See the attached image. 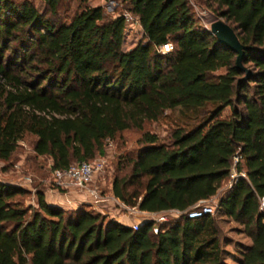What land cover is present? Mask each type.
Returning <instances> with one entry per match:
<instances>
[{"label": "trees", "instance_id": "16d2710c", "mask_svg": "<svg viewBox=\"0 0 264 264\" xmlns=\"http://www.w3.org/2000/svg\"><path fill=\"white\" fill-rule=\"evenodd\" d=\"M66 1L42 0L39 11L0 0V162L29 137L33 159L63 169L136 130L140 146L127 173L113 177V198L179 214L156 233L146 220L133 230L85 204H47L39 188L23 204L26 188L0 181V264H225L214 219L185 213L229 179L233 157L236 176L214 211L249 240L231 260L264 264V0H201L249 48L246 80L234 54L195 23L188 0H119L125 9L109 18L77 0L65 19ZM124 12L141 32L127 50ZM166 42L171 51L159 53ZM176 108L184 125L163 138L142 130Z\"/></svg>", "mask_w": 264, "mask_h": 264}, {"label": "rangeland", "instance_id": "374dc122", "mask_svg": "<svg viewBox=\"0 0 264 264\" xmlns=\"http://www.w3.org/2000/svg\"><path fill=\"white\" fill-rule=\"evenodd\" d=\"M37 10L41 11L44 8L42 0H28ZM192 16L195 23L199 26L208 29L209 23L215 19V15L212 14L202 3L201 0H188ZM77 0H67L62 3L58 12L62 18H68L70 14L77 7ZM86 5L89 7L99 6L102 9L105 17H114L125 9V6L119 0H87ZM141 32L136 24L127 26L123 41L121 45L122 50H127L140 39ZM229 115L228 108H224L220 113L221 118H226ZM186 122V119L180 115L178 109L165 110L161 117L155 122H148L143 125L142 130L156 134L158 137L163 138L166 134L176 126H182ZM140 135L139 131L127 130L118 134L113 141L108 142L104 146V153L102 156H95L89 162L98 166L97 172L92 177L91 185L95 188L105 201H108V207L101 208L98 213L104 216L106 219L111 216L108 212L109 209L116 210L115 215H127L131 207L123 205L115 198H111V182L113 177L126 174L129 170L128 160L134 157L136 149L140 146L137 142ZM21 170H44L43 173L33 171L27 173ZM49 161L45 157H38L33 159L30 152V138L23 137L17 144V147L6 163L0 162V181L13 183L18 178L28 176L31 180L29 184L22 185L26 188L27 193L17 197L23 204L33 200L34 189H42L43 191H50L55 194H63L64 209H74L79 204H85L86 200L91 202L90 198H86L83 193L78 190H66L55 187L50 181ZM18 183V182H17ZM229 186V179L223 180L219 183L216 193L205 201L206 204L213 207V212L209 214L216 223L219 236L221 239L220 247L224 255L225 264H235L231 259L236 255V251L241 249V246L247 245L249 240L240 232V227L232 222L230 219L222 216L219 212L214 211L217 203V199ZM106 197V198H105ZM80 198V199H79ZM119 202L116 203V202ZM65 202L67 204H65ZM100 204V203H99ZM103 204V203H101ZM90 208L100 209L98 204L90 203L85 204ZM97 212V211H96ZM132 216H139L136 218L133 224H138L145 219L152 221L156 226L162 222H169L176 215L172 212H163L157 214H151L149 216H140L134 213H130ZM163 216L164 221H159L158 217Z\"/></svg>", "mask_w": 264, "mask_h": 264}, {"label": "built area", "instance_id": "2783aa9c", "mask_svg": "<svg viewBox=\"0 0 264 264\" xmlns=\"http://www.w3.org/2000/svg\"><path fill=\"white\" fill-rule=\"evenodd\" d=\"M125 23L127 26H130L131 24H136L135 19L128 13L124 12L122 14ZM169 44V42L164 43L161 45L157 51L161 54L169 53V51L164 50V45ZM33 155V153H31ZM237 157L232 158V167L229 175V184L233 180V178L236 176L233 166L235 162L237 161ZM98 166H96L94 163L91 162H85V161H79V162H73L69 164L66 168L63 169H49L48 173L50 175V181L51 183L60 189H66V190H78L85 194L88 198L91 199V203L99 204L105 201L102 196L99 195L98 192H96L95 188L91 185L92 183V177L97 172ZM240 176H243V174H240ZM31 182L30 178L28 176H24L20 179L19 183H16L17 185H25L29 184ZM111 197V196H110ZM106 198V197H105ZM113 199V196L111 197ZM129 213L134 214H140L141 216H149L153 213H145L140 212L136 208L131 207L129 210ZM172 212L176 216L179 214L176 211H167ZM213 212V207L206 204L205 201L198 202L194 207L189 209L185 215L186 218L194 219L201 217L206 214H211ZM146 221H149L148 219H145ZM159 221H164L163 216L158 217ZM136 224H132L131 228L133 230L137 227ZM157 226L153 223L151 226V232L156 233Z\"/></svg>", "mask_w": 264, "mask_h": 264}, {"label": "water", "instance_id": "95a60500", "mask_svg": "<svg viewBox=\"0 0 264 264\" xmlns=\"http://www.w3.org/2000/svg\"><path fill=\"white\" fill-rule=\"evenodd\" d=\"M208 32L214 37L216 42L234 54V65L237 71L243 74L242 80H246L249 71L241 64L243 51L249 48L241 45L232 29L220 18L213 19L208 25Z\"/></svg>", "mask_w": 264, "mask_h": 264}, {"label": "crops", "instance_id": "0c3cea01", "mask_svg": "<svg viewBox=\"0 0 264 264\" xmlns=\"http://www.w3.org/2000/svg\"><path fill=\"white\" fill-rule=\"evenodd\" d=\"M21 171H24V172H27V173H31L33 171H36V172H39V173H43L44 170H21ZM16 181L11 183V184H16L17 182L19 183L20 182V178L18 179H15ZM24 185V184H23ZM85 196V194H82V195H79V197H82V196ZM86 198H88L87 196H85ZM112 197V196H111ZM43 198H44V201L47 203V204H51V205H58V206H61L63 207L61 204H63V199H64V195L62 194H55L53 192H50V191H43ZM80 199V198H79ZM85 204H90L91 202L86 200L84 202ZM103 204H98V206H102V207H99L100 209H95L97 212L101 211V208H104V207H108V201H104L102 202ZM116 203L119 204V202L117 201ZM25 204H31L33 205V200H30L29 202L25 203ZM65 204H67L65 202ZM90 207V206H89ZM92 210H94L93 208H91ZM108 212L109 214H111V216H109V218H112L114 219L115 221L119 222L120 224L122 225H125V226H131L136 220V218H139V216H135V215H131L130 213L127 214V215H115L116 214V210L114 209H109L108 208ZM136 215H140V214H136ZM141 216V215H140Z\"/></svg>", "mask_w": 264, "mask_h": 264}, {"label": "clouds", "instance_id": "9594fccd", "mask_svg": "<svg viewBox=\"0 0 264 264\" xmlns=\"http://www.w3.org/2000/svg\"><path fill=\"white\" fill-rule=\"evenodd\" d=\"M163 47L165 51H169L172 49L173 45L169 43V44H165Z\"/></svg>", "mask_w": 264, "mask_h": 264}]
</instances>
